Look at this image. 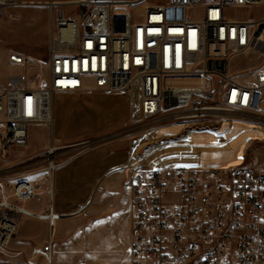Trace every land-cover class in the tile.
Returning <instances> with one entry per match:
<instances>
[{
    "label": "built area",
    "instance_id": "built-area-1",
    "mask_svg": "<svg viewBox=\"0 0 264 264\" xmlns=\"http://www.w3.org/2000/svg\"><path fill=\"white\" fill-rule=\"evenodd\" d=\"M144 1L48 3L44 86H29L30 58L8 57L23 74L11 75L0 89V156L27 146L34 126L53 129L54 97L64 93H124L130 122L141 129L201 126L223 133L242 121L264 132V17L239 21L229 15L264 6V0H166L140 16L116 11ZM7 4L17 1L0 0V15ZM246 60L252 64L241 67ZM178 80L191 83H171ZM91 145L50 147L22 174L0 169L10 193L0 198V249L18 235L24 217L35 216L28 205L39 197V185L26 177L51 178L73 158L60 161V151L75 148L78 155ZM155 148L135 154L124 168L132 190L131 264H264V165L163 164L150 156ZM38 216L50 224L59 218L52 206L49 215Z\"/></svg>",
    "mask_w": 264,
    "mask_h": 264
},
{
    "label": "rangeland",
    "instance_id": "rangeland-1",
    "mask_svg": "<svg viewBox=\"0 0 264 264\" xmlns=\"http://www.w3.org/2000/svg\"><path fill=\"white\" fill-rule=\"evenodd\" d=\"M17 5L7 4L2 7L0 15V89H5L9 83V77L15 74H23L22 69L12 65L8 57L13 52L21 53L32 62L29 69V86L39 88L44 86L45 64L50 39V11L48 3L52 1L67 2L71 0H16ZM129 1V0H120ZM166 0H146L135 8L128 6L118 7L117 12L132 13L140 16L144 9L163 4ZM69 13L74 9L69 7ZM231 17H240L247 20H258L264 17V6L249 9L230 10ZM264 60V57L262 58ZM252 62L242 61L241 67L250 66ZM112 95L110 93H64L54 97V126L53 129H44L47 133L49 147L38 154L42 159L50 147H63L73 145L79 141L89 140L92 145L87 153L97 148H117L128 156L123 163L120 173L123 179H127L124 168L134 161L135 154L143 155L150 151V156L160 157L163 164L184 163L189 165L196 157L203 158L208 167L216 166H245L264 165V132L255 131L253 124L235 121L228 131L216 133L205 130L201 126L198 129L183 126H171L163 129L136 128L130 122V105L125 95L116 99L114 103L95 101L99 95ZM115 94V93H114ZM128 112V120H123L124 112ZM202 128V129H200ZM193 129V130H190ZM74 138H76L74 140ZM167 145L162 142L167 139ZM174 138H177L174 140ZM43 142V141H42ZM163 149H167L163 151ZM162 151V152H159ZM153 152V154H152ZM159 152L158 154H156ZM75 148L60 151L64 155L62 160L76 157ZM82 154V153H81ZM149 154V153H148ZM155 154V155H154ZM79 155V154H78ZM128 162V163H127ZM186 162V163H185ZM129 173V172H128ZM122 199L126 203L123 213L117 214L114 223L121 226L119 238L126 237L127 230L131 227L132 214L129 204V193L122 186ZM91 221L96 218L91 217ZM116 234H103L104 239L116 240ZM50 245L41 248L38 255L39 264L50 263Z\"/></svg>",
    "mask_w": 264,
    "mask_h": 264
},
{
    "label": "crops",
    "instance_id": "crops-1",
    "mask_svg": "<svg viewBox=\"0 0 264 264\" xmlns=\"http://www.w3.org/2000/svg\"><path fill=\"white\" fill-rule=\"evenodd\" d=\"M123 95L128 99L126 94L116 93L101 94L94 100L114 103ZM123 120H128L127 111ZM44 129L34 126L27 146H12L0 156V169L9 168V175L28 171L33 157L50 145ZM127 159L128 156L116 147L97 148L73 157L58 167L51 178L44 173L26 177L39 185V197L28 205L35 216L23 218L18 235L10 240L6 249H0V262L39 264L41 248L49 244L51 264H131V227L121 240V226L113 222L126 207L122 199V186L129 193L128 206L131 210L130 174L127 172V179L124 180L120 173ZM51 185L52 199L49 195ZM9 195L4 183L0 182V198ZM51 206L53 213L59 216L53 224L48 218L38 216L49 215ZM91 217L96 220L91 221ZM104 233L119 236L116 240L104 239Z\"/></svg>",
    "mask_w": 264,
    "mask_h": 264
},
{
    "label": "bare ground",
    "instance_id": "bare-ground-1",
    "mask_svg": "<svg viewBox=\"0 0 264 264\" xmlns=\"http://www.w3.org/2000/svg\"><path fill=\"white\" fill-rule=\"evenodd\" d=\"M171 83L173 85L180 86V85H184V84H189V83H191V81H188V80H178V81H173ZM164 128H168V127H164ZM160 129H163V128H160ZM193 162H200L201 164L205 165L203 158L200 157V156L196 157Z\"/></svg>",
    "mask_w": 264,
    "mask_h": 264
}]
</instances>
